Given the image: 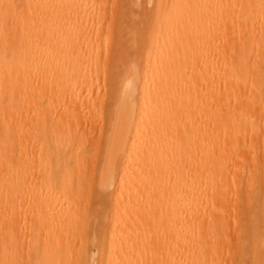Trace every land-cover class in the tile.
<instances>
[{
  "label": "bare ground",
  "instance_id": "obj_1",
  "mask_svg": "<svg viewBox=\"0 0 264 264\" xmlns=\"http://www.w3.org/2000/svg\"><path fill=\"white\" fill-rule=\"evenodd\" d=\"M123 1L121 0L120 4L119 0L117 9L125 6ZM152 2L154 3L151 4L154 5L153 8L151 6L152 11L148 18H145L147 21L145 30L141 23L142 14L137 12L144 32L138 24L135 25L137 22L133 24L138 27L137 30H141L138 34L143 32L144 37L139 38L137 35L134 38L135 35L130 33L132 39L128 41V36L126 37L120 30L122 36L126 37L124 39L128 41L125 42L123 39L122 46L129 42L136 43V40L138 43L139 39L142 43L143 39V46L138 47L141 51L134 46L138 51L133 50V53H130L128 51L133 48L129 47L130 44L126 45L129 50L124 47L126 52L122 47L112 51L114 48L111 50L107 46L112 44L106 43L108 34L111 36V33L115 30L114 34L117 30L111 19L121 8L116 10L117 14L111 10L115 14L110 13L113 15H110V18L107 11L95 12L94 0H0V264H88L89 253L87 254L85 246L79 244L80 240L75 236L76 231L80 230L81 223L77 229L74 226L83 221L81 219L79 221V218L83 217L81 216L83 213L80 215L83 209L80 208L79 212L78 208L77 213L74 211L77 210V205H80L78 200H74V194L76 198L85 201L90 199L88 195L91 192L87 194L88 190L85 191L84 187L80 194L75 189L74 194L70 195L71 183L68 180L70 177L68 179L67 177L72 172L69 163L77 157L76 153L74 154L75 150L74 152L71 150L73 141L78 143V137L84 135L80 131L77 133L78 129L75 127L79 124L74 123H79L77 120L84 117L87 109H95L99 103L103 106L106 99L109 103L106 109L108 122L105 129L108 127L109 132L107 129L105 131L109 134L107 137L106 134L102 136L108 138L110 142L108 140L104 142L107 146L111 145L109 146L114 155L119 154L122 162L117 166L113 163L114 158L108 161L114 156H111V149L108 154L103 142L106 148L104 150L107 151L103 152L105 156L100 166L103 170L100 168L101 173L99 171L98 174L106 176L104 172L111 170L113 175L114 168L115 170L119 166L124 168L128 164L133 165L135 169L129 165L128 169L131 167L133 176L131 172L124 173L123 181H118L121 185V195L123 192L127 195L121 197H126L123 208L128 212L132 207L130 213L133 215L128 212L127 219L118 210L119 206L116 209L120 215L115 218V213H111H114L112 216L115 218L112 217L114 221L111 220L114 222L111 223V234L108 235L107 241L105 233L102 234L100 242L101 248L106 249L105 259L102 256L104 263L101 264H158L161 257L163 259L161 264H223L226 253H229L230 259H233V255L237 258L243 251L247 253L246 249H242L241 253L236 250L240 249L238 246L242 243H246L244 238L241 244L239 243L241 238L239 244L234 239L237 246H232L235 243L228 245V241L233 240L230 237L232 235L228 234L224 223L217 218L218 207L215 201L229 200L231 183L234 185L236 200L242 202L240 208L244 210L243 201H247L248 211H244L249 212V208L253 206L250 211L256 213V216L252 212L248 213L255 218L251 227L246 220L248 223L246 232L253 234L250 236L252 247L250 262L264 264V250L262 253L260 251L264 249V144L261 145V151L258 149L260 145L258 142L261 140L259 136L264 134L263 122H260L264 118V0H155V2L152 0ZM135 3L132 1L134 6ZM140 8L138 6V9ZM120 12L123 14V11ZM133 15L134 12L131 19ZM115 23L117 24L116 21ZM122 26L126 30V27ZM136 28L133 30L137 31ZM133 30L128 29V32ZM103 46L105 48H102ZM101 48L104 51L102 58L94 54V51L97 52V49ZM98 73L103 74L105 88L104 92H101L104 97L100 101L99 97L96 100L90 99L88 86L89 78ZM69 109H72V112H69ZM95 111L92 112L93 116ZM97 113L96 119L100 120L103 113ZM81 124L82 122L79 126H82ZM26 126L25 136H29L32 149L35 148L38 153L36 158V153L33 154L31 150L33 155L28 156L30 161L25 157V153L21 152L26 151L22 149L25 145H21L25 141L21 136ZM101 131L99 129V132ZM15 132L21 137L17 138L19 142L22 141L19 146L22 147L20 152L27 159L23 160L26 165L20 162L23 155L20 156L21 159L18 157V163H15L17 157L15 155L14 159L13 147L19 149L18 146L17 148L14 146V143L18 142L14 137ZM73 134L75 138L72 137L74 139L71 140ZM63 139L69 142L70 153L65 151L67 144H63L65 146L63 152L59 149L62 144L58 148L59 142ZM164 140L170 141L171 148L168 149ZM100 143L102 146V138ZM162 143L166 146L164 148L166 152L163 151ZM101 146L100 149L103 148ZM158 146L162 148L160 151L162 153L158 154L156 149ZM62 148L64 147H61V150ZM256 150L261 153L256 154ZM71 153L76 157L70 160ZM106 154L109 155L108 159ZM27 155L29 153H26ZM80 155L78 159L81 160V157L84 159L85 156ZM90 157L94 158V153L91 152ZM146 159L151 162L148 165L152 164L155 172L162 169L164 172L162 176H159L160 173L151 176V170H148V173H151L150 180L145 175H139L138 166L135 165H139V161L141 165L144 164ZM88 160L93 166L94 161ZM104 160L107 161L106 170L103 166ZM74 161L77 162V166L72 168L73 173H79L80 170H76V167L80 168L79 161L77 159ZM84 162L89 166L87 159L81 164ZM144 165L148 168L146 164ZM166 165L172 167V171H169L173 173L170 174L172 178L168 176V180L166 176L163 178L166 172L164 170L169 172ZM83 167H86L85 164ZM28 170L31 171L29 174ZM85 170L89 171L87 175L91 176L93 170L91 172L89 168ZM96 170L98 171L97 168ZM167 172L166 175H169ZM81 173L83 174L82 168ZM27 174L30 176L29 180ZM76 176L77 174L70 179L75 182L74 185ZM78 176L81 181L88 178L84 175V179H81V174ZM105 176L98 177L99 186L102 183L101 179L105 180ZM39 177L41 182L38 183ZM78 182L79 180L77 188L80 190L82 185L80 187L79 184L82 183ZM93 183L89 185L91 190L94 187ZM103 183L106 185V180ZM39 184H43L46 191L44 188L40 190L44 186L41 185L39 188ZM244 186L245 196L241 194ZM22 187L27 190V196L30 194L27 202L31 203L32 215H25L27 218L31 217L30 223L27 222L29 227L27 224L19 223L20 220L25 222L29 219L25 217H23L25 220L22 219L20 211L16 212L18 207H15L17 198H20L21 206L23 205L21 199L25 197L22 196L25 191ZM260 188H263L262 194ZM68 192L72 200L70 203L64 202L67 207L72 201L76 202L72 203L76 207L72 210V206L71 212L70 208H64V204L59 202L66 196L67 200L70 199ZM83 192L88 198L78 197ZM139 194L148 195L147 201L154 206L149 207L156 209L155 211L153 208L149 209L152 210L154 217L157 213L164 215L165 220L162 223L159 219L157 221V217L155 222L156 225L160 222L159 224L166 228L163 226L160 228L158 224L160 227L155 230V222H152L153 228H145L146 224L152 223L145 224L144 220L142 221L145 224L144 228H139L140 222L134 226L129 221L132 216L134 223L136 222L137 216H134V211L140 215ZM93 198L91 197V203ZM116 198L119 201L118 195ZM82 201L81 204L84 202ZM113 201L115 202V196ZM205 205H208L207 214L203 209ZM27 206L29 207L28 204ZM84 206L86 205L81 207ZM147 206L142 208H148ZM93 207L94 205L90 210ZM243 210L240 213L243 214ZM142 212L144 211H141V214ZM78 213L80 216L77 218ZM138 217L142 218L143 215ZM75 219L77 222L74 223ZM240 228L244 229L245 226ZM242 231L244 232V230L237 232L236 229L234 233L241 237ZM79 234L77 233V236ZM227 234L230 239L227 238ZM79 237L81 239L82 235ZM93 240H89L90 243ZM75 241L79 242L77 243L79 245H76ZM231 246L238 252L236 255L230 254L235 253ZM245 252L246 257L243 256L246 259L243 260L247 261L250 257L248 258ZM225 261L228 262L227 259ZM232 263L233 260L230 264Z\"/></svg>",
  "mask_w": 264,
  "mask_h": 264
},
{
  "label": "rangeland",
  "instance_id": "obj_2",
  "mask_svg": "<svg viewBox=\"0 0 264 264\" xmlns=\"http://www.w3.org/2000/svg\"><path fill=\"white\" fill-rule=\"evenodd\" d=\"M123 1V0H122ZM128 1V2H127ZM124 0L122 3H124L125 4V6H123L122 8L121 7H118V9L119 8H121L120 10H118L117 9V6L116 5H118L119 6V0H94V2H95V4H96V9H95V12L96 13H98L99 11H107V16H110L111 14H113L112 13V11L111 10H114V12L117 14V12H116V10H118L119 12H118V14L115 16V17H113V18H117L118 19V17L122 14V12H120V11H123V14L120 16V17H122V18H120L119 17V19L122 21H119V19H118V21H117V19H111V21H114V25H116L117 27H115L111 22H110V24H112L114 27H115V29H117L116 30V32L113 34V32L115 31L114 29H113V26H112V29L114 30L112 33H111V29H109V32L112 34L111 36L108 34V37H107V39H106V43L108 44V43H110V44H112V45H107V46H109L110 48H111V50H112V48H114L112 51H116L117 50V48L118 47H122V48H126V49H130L129 47H133L132 48V50L130 51H128V52H130V53H133L132 51L133 50H135V52H137L139 49H138V47L139 48H141L142 46H143V39H141V42L142 43H140V39H139V42L138 43H140L139 45H138V43H137V41L138 40H136V43L134 42H129V44H130V46H129V44L128 43H125V45L124 46H122L123 44H124V41L126 40V39H124V38H126L127 36V40L129 41V39H130V41H131V39L132 38H130V36L131 35H129L130 33H133L134 35V38L137 36V35H139L138 33L139 32H141V30L139 31V30H137V28H136V26H140L141 27V24H140V15L142 16V20H141V23H143L142 25H143V28H144V30L146 29L145 27H147V21H146V19L148 18V16H149V14L151 13V11H152V8H153V6L151 5V4H154L153 2H152V0H150V2L148 1V0ZM132 1L134 2H136L135 3V6L132 4ZM138 1H139V4H140V1H141V4L139 5V4H137L138 3ZM145 1V2H144ZM147 2H149V4H147ZM154 2H155V0H154ZM118 3V4H117ZM128 3H129V5H128ZM120 4H121V0H120ZM142 5V6H141ZM150 5V6H149ZM116 6V7H115ZM121 6V5H120ZM138 6H139V8L140 9H138ZM144 6H145V10H144ZM149 6V7H148ZM151 6H152V8H151ZM115 7V8H114ZM132 10H131V9ZM150 8V9H149ZM149 10V12H148V10ZM134 12V14L136 15V17H135V15H133L132 16V18L133 19H131V14H133V12ZM146 12L145 13V15L143 16V12ZM140 14H138V13ZM109 13V14H108ZM111 13V14H110ZM114 13V14H115ZM137 13V14H136ZM113 14V15H114ZM125 14H127L126 16H125ZM113 15H111V16H113ZM139 17H138V16ZM111 16H110V18H111ZM123 16H124V18H123ZM129 18H128V17ZM138 18V19H137ZM146 18V19H145ZM143 19H145V21H143ZM115 21L117 22V24L115 23ZM125 21H126V23H125ZM132 21V22H131ZM121 22V23H120ZM125 23V24H122V23ZM135 22H137V23H135ZM121 24V26L122 25H124V27H126V30L123 28V26L122 27H118V25L119 24ZM135 23V25H133ZM138 24V25H137ZM146 24V25H145ZM129 25V26H128ZM128 26V27H127ZM131 27H132V29H131ZM109 28H111V26L109 27ZM120 28H123V29H120ZM136 28V30L138 31H135V30H133V29H135ZM143 28L141 27V29H142V31H143ZM128 29H129V31H131V30H133L134 32H137V34H135L133 31L132 32H128ZM140 29V28H139ZM118 30H119V32H118ZM120 30H121V32L123 33V34H125L126 35V37H124V36H122V33H120ZM125 30V31H124ZM126 32H128V34H126ZM144 32V31H143ZM140 33V35L138 36L139 38H142V36L144 37V35H142V34H144V33ZM120 33V34H119ZM114 35H116L115 37H114V39H113V36ZM104 37L106 36V35H103ZM119 36V37H118ZM132 36V37H133ZM120 37L122 38V39H120ZM137 37V38H138ZM110 38L112 39V40H110ZM136 38V39H137ZM123 39H124V41H123ZM125 41V42H128V41ZM110 41V42H109ZM114 41V42H113ZM104 42V41H103ZM112 42V43H111ZM102 45H103V43H102ZM120 45V46H119ZM126 45H128V46H126ZM112 46V47H111ZM134 46H136V49H138V50H136L135 49V47ZM102 48H105L104 46L102 47ZM97 49V52L96 51H94V54H95V56H97V55H99V56H101V58H102V56L104 55V51H103V49ZM125 48L123 49L124 51H126L127 52V50H125ZM141 50H139V52H140ZM89 89H90V96H91V100H96L97 99V97H99V101L100 100H102V98L104 97V95L101 93L102 91L104 92V90H105V88H104V86H103V74L102 73H98V74H94V75H92L90 78H89ZM103 86V87H102ZM108 100L106 99V103L102 106V105H99V104H97V106L99 107V108H97V106H95L96 108H97V110H99V111H97L96 110V108L95 109H87L86 111H85V115H84V117H80L79 118V120H77V122L79 121V123H74V124H79L80 125V123L82 122V126H79L80 128H78V126L77 127H75L76 129H78V132L77 133H79V131L80 132H82V134H84V135H82V137L80 136V137H78V140H77V142L79 143H75L74 141H73V145L70 147V144H68L69 142H66V139H63V140H61L60 142H59V146H58V148L61 146V144H62V146L61 147H64V148H62L63 150H61V147L59 148L60 149V151H64V149H65V146H63V144H67L66 146V149L67 150H65V151H67L66 153H70L69 151H70V148H71V150H72V152H74V150H75V152H74V154L76 153V155H77V157H76V155H74L73 153H71V156H72V158L70 157V160L71 159H73L74 158V156L76 157V158H74L75 160L77 159V161H79L78 162V165H80V168L79 167H76V170L77 171H79V173H77V172H75V170H74V172L77 174V176L74 178V179H76V184L74 185V183H73V181H71L70 179H71V177H73L74 175H76L75 173H73V169L72 168H75V165L77 166V162L76 161H74V159L73 160H71L70 161V163H69V166L70 167H72L71 168V171L72 172H70L68 175V177H67V179L70 181V183H71V194L70 195H73L74 194V191H75V189L78 191L77 193H81L82 191V189H84V187H85V191H87L88 190V192H86L87 194H89V192H91L90 193V195H88L89 197H90V199L88 198V196L86 195V193H84L83 192V194H81V195H77L78 197H84V198H88V200L87 199H85V201L81 198H76V195L74 194V197L76 198H74V200H78L79 201V203H80V205L78 204H76L77 205V210H74L75 212L77 211L78 212V208L80 209V208H82L83 210V212H81V209H80V211L79 212H81L80 213V215L81 216H83L82 218L80 217L79 218V221H80V219L81 220H83L82 222L80 221L79 222V225L78 224H76L74 227L77 229V228H79V226H80V223H81V227L79 228L80 230H77L76 232L79 234V231L81 232L78 236H77V233H76V239H78L79 238V240H77V241H79V242H77V241H75L76 242V245H79V244H81V245H83V246H85V248H86V251H87V254H88V258H87V261H88V264H89V262H91L90 264H92L93 262V264H96V262L98 263V264H101V263H104V259H105V255H104V253L106 254V249H102L101 248V238H102V234H104L105 233V239H106V241L109 239V236H110V234H111V229H112V227H111V223H114V222H111V220L112 221H114L113 219H115L116 218V216L117 215H120V212L119 211H121L122 212V214H123V216H125L127 219H128V212L130 213H132V211H131V206H129V208H130V210H129V208H128V212L127 211H125L124 210V204H125V202H124V200L126 199V197H127V195H126V193L125 192H123L122 193V195H121V190H120V182H118V181H123V178H124V173H126V174H128V172H131L130 174H131V176H133V173H132V169H131V167H129V169H128V166L130 165V166H132L133 167V170L135 169L134 168V166L133 165H131V164H128L127 166H125L124 168H123V166L122 167H116L117 169L115 170V168L113 169V175H112V173L110 172L111 170H109V172H106L107 170L105 169V168H107L106 167V164H107V161L106 160H104V165L103 166H105L104 167V169L106 170H104L105 172V174H106V176H105V180H106V185H105V183H103L105 180H103L102 181V179H101V186H102V184H104L103 186H102V188H101V186H99L100 184H98V183H100V182H98V177H100V176H102V178L104 177L103 175H101V174H98L99 173V171L102 169L103 170V168L102 167H100V166H102V162H103V157L105 156V153H106V151L108 152V154L111 152V156H114V157H111V159L109 158V155L108 154H106V155H108L106 158L108 159L109 158V160L108 161H112V159L114 158V160H113V163H115L117 166H118V164H120L121 162H122V158L120 157V155L119 154H117V155H114V151L110 148V146H109V149H108V146H107V143H105L104 141L105 140H108V138H106L105 139V137H107V135L109 134V133H107L105 130L108 128L107 126V128L105 129V124L107 125V122H108V117H107V103H109V102H107ZM101 106V107H100ZM102 107H104V109L102 108ZM101 108H102V110H101ZM91 110H96L95 112V115L97 116V112H99V114H101V113H103V114H101L100 116V120H97L98 119V116L97 117H95V115L93 116V114H92V112L94 113V111H92L91 112ZM101 111V112H100ZM69 112H72V109H69ZM90 112V113H89ZM91 114V115H90ZM95 117V120H93V117ZM102 116H103V118H102ZM105 117V118H104ZM97 118V119H96ZM257 119H258V117H256ZM28 120V119H27ZM99 121V123L97 122V121ZM81 121V122H80ZM261 123L263 122L264 123V118H262L261 119V121H260ZM104 123V124H103ZM262 123V128L264 127V124ZM15 124H16V122H15ZM92 124V125H91ZM90 125H91V127H90ZM102 125V126H101ZM75 126V125H74ZM104 126V127H103ZM16 128H17V125L15 126ZM104 129H103V128ZM15 128V129H16ZM261 128V129H262ZM86 129H87V131H86ZM99 129L100 130H102L101 132H99ZM17 130V129H16ZM25 130H27V126H26V128L24 129V134L21 136V137H23L22 138V140L24 141V139H25V141H27L26 142V144H25V141H24V143H22V141H20L19 142V139H21V137H19V133L17 132H15V135H17V136H15L14 135V137L15 138H17V137H19V139H18V142L16 141L15 142V140H14V146L17 148V146L19 147V149L17 150V149H15L14 147H13V149L16 151H14L13 152V155H14V159L16 160V162L15 163H18L17 162V159H18V157H20L21 155H23V158L21 159V157L19 158V159H21L22 161H20L22 164L24 163L23 162V160H25L28 156L29 157H31L33 154H34V152L36 153V155H35V157L37 158V155H38V153L36 152L37 150L35 149V148H33L32 149V141L30 142V138H29V136H25L26 134H27V131H25ZM108 130V129H107ZM262 131L264 132V128L262 129ZM104 132V133H103ZM108 132H109V130H108ZM91 133V134H90ZM81 134V133H80ZM102 134H106L105 135V137H103L102 136ZM263 134V133H262ZM86 136V137H85ZM72 137H74L75 138V136H74V134L73 135H71V140H73L74 138H72ZM14 138V139H15ZM81 138H83L82 139V141L83 142H81ZM101 138H102V146H103V148H102V146L100 145L101 143ZM264 134L263 135H260L259 136V139H261V140H259L260 142H258V144L260 143V145H259V150L261 151V148H262V144H264ZM263 141V142H262ZM105 143V145H104V143ZM108 142H110L109 140H108ZM163 142H166V145H168V149L169 148H171L170 147V145H171V143L169 144V142H167V140H164ZM262 142V143H261ZM17 143V144H16ZM83 143V144H82ZM19 144H21V145H25V146H22V147H20L19 146ZM30 144V145H29ZM75 144H77L78 145V147L81 145L82 146V148H81V146L79 147V148H81L83 151H81V149H79ZM98 144H99V146H98ZM163 144V146H162V148H163V151L164 152H166V149L164 150V148H166V146H165V144L164 143H162ZM85 147H84V146ZM262 145V146H261ZM70 148H69V147ZM74 146H76L77 148L76 149H74ZM100 146H101V148L102 149H100ZM104 146L107 148V150L105 151L104 149H106V148H104ZM160 146V145H159ZM158 146V147H159ZM257 146V145H256ZM24 147H25V149H24ZM27 147H28V149H29V151H27ZM54 146L52 145V148H53ZM89 147V148H88ZM99 147V148H98ZM156 148L157 149V151H158V154H159V152L160 151H162V148ZM258 147V146H257ZM20 148H22L23 150H26V151H21V152H23V153H25V157H24V154L23 153H21L20 152ZM68 148H69V150H68ZM84 148V149H83ZM97 148H98V151H97ZM78 149H79V151H78ZM110 149H111V151H110ZM159 149V150H158ZM31 150H32V152H33V154L31 153ZM102 150V151H101ZM255 150V149H254ZM259 150H256V154H257V152L260 154L261 152L259 151ZM18 151V152H17ZM81 151V152H80ZM97 153H96V152ZM105 151V153H104V155H103V152ZM110 151V152H109ZM78 152V153H77ZM83 152V153H82ZM89 152H90V154H89ZM91 152L92 153H94V158H91L90 156H91ZM163 152V153H164ZM15 153V154H14ZM17 153V154H16ZM26 153L28 154L29 153V155H27L26 156ZM86 153H88V155H89V157H88V155L86 154ZM157 153V152H156ZM160 153H162V152H160ZM32 154V155H31ZM80 156H83L84 154H86V155H84L85 157H84V159L86 160L87 159V164L90 162L88 159H90L91 160V162H93L94 161V165L92 166V163L90 164L89 163V166L88 165H86V162H84V163H82L81 164V162L82 161H84V159H82L83 157H81L80 159L81 160H79L78 159V157H79V155ZM96 154V155H95ZM15 155H16V157H15ZM93 155V154H92ZM103 155V156H102ZM29 157H28V160H29ZM34 157V156H33ZM34 157V158H35ZM102 157V158H101ZM33 158V159H34ZM94 159V160H93ZM105 159V158H104ZM37 160V159H36ZM101 160H102V162H101ZM139 160H141L142 161V159H139ZM147 160V159H146ZM146 160H145V162H144V164H146V166L148 167V168H146L145 167V165L144 164H142L141 165V161H139V165L137 164V165H135V166H138V170L137 171H139V175L141 174V176L143 175H145L147 178H149L148 180H150V174H151V176L152 175H155L154 173H157L158 175H159V173H160V175L159 176H162V173H164V172H162V169H159V172H155L154 171V169H153V167H151L152 166V164H151V166L150 165H148V163H151L149 160H147V162H146ZM26 161H27V159H26ZM30 161V160H29ZM81 161V162H80ZM19 162V164L21 165V163ZM120 162V163H119ZM14 163V164H15ZM27 163V162H26ZM36 163H37V161H36ZM76 163V164H75ZM102 163V164H101ZM109 163V162H108ZM25 164V163H24ZM84 164H85V166L87 167H83L84 166ZM100 164V165H99ZM110 164H111V162H110ZM17 165V164H16ZM26 165V164H25ZM81 165H82V167H81ZM110 166V165H109ZM167 167L169 166V165H166ZM166 166L163 168V169H165L166 168ZM171 166V165H170ZM17 167V166H16ZM33 167V166H32ZM92 167V168H91ZM81 168L83 169V174L81 173ZM89 168V170H90V168L93 170H90V174H91V176H88L87 175V172H88V174H89V171H86L85 169H88ZM98 169V171H97V174H96V171H95V169ZM101 168V169H100ZM121 168H123V169H121ZM149 168H151V169H149ZM169 168V167H168ZM39 169V168H38ZM152 169H153V172H152ZM172 169V167L171 168H169L168 169V171L169 170H171ZM232 169V168H231ZM231 169H229V170H231ZM36 170H37V166H36ZM131 170V171H130ZM148 170L151 172H149L148 173ZM118 171V172H117ZM121 171V172H120ZM164 171H166L167 172V170L165 169ZM172 171V170H171ZM29 172H31L30 170H28V174H29ZM84 172H85V174H84ZM166 172H165V175H163V178L166 176L167 177V180H168V176H170V171L169 172H167L169 175H166ZM36 173V172H35ZM72 173V174H71ZM100 173H101V171H100ZM102 173H103V171H102ZM118 173V174H117ZM134 173H136L135 171H134ZM27 174V177H29L28 178V180L30 179V176ZM38 174V170H37V173H36V175ZM74 174V175H73ZM79 174H81L82 175V177H81V179H84V175H85V178L86 177H90V179H86V180H90V184L85 180H80V178H77V177H79L78 175ZM92 174H94V175H92ZM119 174H120V176H119ZM123 174V175H122ZM156 174V175H157ZM173 174V173H172ZM171 174V175H172ZM71 175V176H70ZM97 176V178H96V176ZM108 175V176H107ZM122 175V176H121ZM94 177V178H93ZM106 177L108 178V179H106ZM36 178V177H35ZM101 178V177H100ZM115 178H116V180H115ZM120 178V179H119ZM153 178V177H152ZM169 178H172V176H170ZM40 179V177L38 178V180ZM97 179V180H96ZM110 179H113V180H110ZM159 179H161V178H159ZM67 180V181H68ZM77 180H79V182L80 183H82V184H79V182H78V184H79V186L81 187V185H82V188H80V190H78V188H77ZM92 180H94V181H96L95 182V184L96 185H94V181H92ZM108 180V181H107ZM111 182H110V181ZM99 181H100V179H99ZM29 182V181H28ZM39 182H41V179L38 181V183ZM86 182V183H85ZM98 182V183H97ZM67 183H69V182H67ZM73 183V184H72ZM91 183H93V185H94V187H93V189H94V192H93V189L91 190V188H90V186L89 185H91ZM117 183H119V184H117ZM29 184V183H28ZM83 184H85L86 186H83ZM38 185V184H37ZM44 186L43 184H39V188H40V186ZM92 185V186H93ZM117 185L119 186V187H117ZM23 186L24 187H26V185L25 184H23ZM73 186V187H72ZM91 186V187H92ZM24 187H22V189L24 188ZM86 187H88L91 191H89V189H87ZM100 187V188H99ZM110 187V188H109ZM262 187V186H261ZM45 189L44 191H46V187L44 186V187H42V188H40V190H42V189ZM25 189H27V187L25 188ZM25 189H23L25 192L23 193V195L22 196H25L23 199H21V202H23V209H22V206H21V204L22 203H20V198L17 200H15L16 202H17V204H15V207H18V211L16 210V208H15V210H16V212L18 213L19 211L21 212V209H22V212H23V214H22V212L20 213L19 212V214L22 216V219H24L23 217H25V219H29L28 221L27 220H25V222H23V220H22V222H20L19 221V223L21 224V225H24V224H27V222L28 223H30V218H27V216L30 214V216L32 215V212H30V208H31V203H28L27 201H29V197H30V194L28 193V196H27V194H26V192H27V190H25ZM73 189V190H72ZM261 190H260V192H261V194L263 193V188H260ZM99 190V191H98ZM106 190V191H105ZM84 191V190H83ZM116 191V192H115ZM92 192H93V195H94V198H93V195H92ZM101 192V193H100ZM76 193V192H75ZM97 193H98V195H97ZM115 193H116V195H115ZM229 193H230V195H229V200L228 201H222V200H217V201H215V203H216V206L218 207V214H217V218L218 219H220V222L222 221L223 223H224V227H225V229H228V234H230L231 233V235L232 236H230L233 240L234 239H236L237 241V243H238V241L240 240V238H241V240L239 241V243L241 244V241H242V239L245 241L246 240V243H242L240 246H238L240 249H236L237 251H240L239 253H241L242 252V249L243 250H245L246 249V251H247V253L245 252V251H243L241 254H238L237 255V258H235L234 257V255L233 254H235L236 255V253H238V252H236V250H234L235 248H233L232 246H237L238 244L237 243H235V240L233 241V240H231L230 239V237H228L229 235L227 234V238H229V239H226V240H229L228 242L230 243H228V245L230 246L232 243H235V245L234 244H232V248H233V251H235V253H230V254H232L233 256H232V258L233 259H230L231 257H229L230 255H229V253H226V254H224L225 256H224V258H225V260L227 259L228 260V262H226L225 260H223L224 262H223V264H230V262H232V260H233V263L234 264H239L240 262H241V264H245V262H246V264H251V262H250V260L252 261V256H251V251H252V247H251V238H250V236L251 235H253V234H251L250 235V233H248L249 234V238H248V234H247V227L248 226H250L251 227V225H253V222L255 221V218H254V215L256 214L254 211H250L251 209H252V207L253 206H249L250 208H249V212H247L248 211V209H246V207L248 206V204H247V201H243V204H244V210H247V211H244L243 209H241L240 208V205L242 204V202H240V201H237L236 200V196L234 195L235 194V190H234V185L232 186V183H231V185L229 186ZM125 194V195H124ZM241 194H243V196H245V194H246V186H244L243 188H242V190H241ZM67 195H69V192H68V194ZM69 195V196H70ZM83 195V196H82ZM101 196V198H100V196ZM110 195V196H109ZM115 196V202L113 201V199H114V196ZM118 195V199H119V201L117 200V198H116V196ZM144 196V198H143V196ZM139 194V203L138 204H140V207L142 206V207H145V206H147L148 208H142V210L141 211H144V212H142V214H141V211H140V207H139V213H140V215H143V217L142 218H140V217H138V216H140L139 214H135V211H134V216H137V220H136V222L134 223V220H133V218H132V216H131V219L129 220L131 223H133V225L135 226L136 224H138L137 222H140L139 223V228H141V227H143L145 224H146V222L148 223H154L156 220V217H157V221H158V219H159V221H161V223H162V221H164L165 219V217H164V215L162 216V215H160L159 213H157V214H154L155 215V217L152 215L153 213H152V210H154L155 208H153L154 206H153V204H149V202L147 201L148 199H146V197H148V195L146 196L145 194ZM95 196H97V197H95ZM112 196V197H111ZM123 196H126V197H124V198H121V197H123ZM26 197H28V200H26L25 201V198ZM91 197L93 198L92 199V203H91ZM109 197H111V198H109ZM61 199H62V196L60 197ZM65 197H63V199H64ZM70 198V199H69ZM68 199L69 200H67V196H66V198L61 202V200L59 201L60 203H62V204H64V205H66V206H64L63 205V207L65 208H70V212L74 209V207H76L75 205H73L72 203H76V202H71V204H69V206L67 207V204H65V203H67L66 201H69L68 203H70V201L72 200V196H70ZM95 198H97V199H95ZM149 198V197H148ZM23 200V201H22ZM30 200H31V198H30ZM84 202H83V201ZM90 200V201H89ZM123 200V201H122ZM140 200L142 201V202H140ZM19 201V202H18ZM24 201H25V203H26V205L24 204ZM81 201L83 202L82 204H81ZM87 201H89V202H87ZM101 203V204H99V202ZM110 201H111V203H110ZM31 202V201H30ZM65 202V203H64ZM144 202V204H142ZM258 202H260V201H258ZM97 203V204H96ZM147 203V204H146ZM241 203V204H240ZM246 203V204H245ZM262 203V202H261ZM27 204L29 205V207L27 206ZM102 204H104L105 205V207H104V205H102ZM164 204H166V200H164ZM237 204V205H236ZM256 204H258V203H256ZM260 204V203H259ZM17 205V206H16ZM60 205V204H59ZM70 205H71V207H70ZM82 205H86V206H84V207H81ZM90 205H94V207L93 208H91L92 210H90V207H92V206H90ZM98 205V206H97ZM145 205V206H144ZM153 206L152 208L151 207H149V206ZM72 206H73V208H72ZM80 206V207H79ZM89 206V207H88ZM119 206V207H118ZM208 205H205V207H203V209H205V214H207L208 213V208H206ZM238 206V207H237ZM243 206V205H242ZM25 207H27V208H25ZM62 207V206H61ZM108 207V208H107ZM120 208V209H118L119 211H117V209L116 208ZM256 206L254 205V208H255ZM258 207V206H257ZM71 208H72V210H71ZM86 208V209H85ZM101 208V210H99ZM238 208H240L239 210L240 211H238ZM253 208V209H254ZM25 209H26V211H25ZM76 209V208H75ZM88 209V210H87ZM147 211H146V210ZM149 209H152V210H150L151 211V213H150V211H149ZM257 209V208H256ZM256 209H254V210H256ZM69 209H67V211H68ZM87 210V211H86ZM156 210V209H155ZM154 210V211H155ZM242 210L245 212H243V214L242 213H240V212H242ZM28 211V212H27ZM32 211V210H31ZM85 211H86V213H85ZM101 211H102V214H100L101 213ZM116 211V212H115ZM157 211H158V209H157ZM163 211V210H162ZM24 212H26V214H24ZM76 212V213H77ZM98 212H99V214H98ZM105 212H106V216H105ZM112 212H114L113 214H114V216H115V218L112 216L113 214H111ZM119 212V213H118ZM126 214V215H124V213ZM146 212V213H145ZM149 212V213H148ZM159 212H161L160 210H159ZM252 212V214L254 213V215H253V217H252V215L250 214V215H248V213H251ZM109 213V214H108ZM118 213V214H117ZM130 213V214H131ZM145 213V214H144ZM161 214H163L162 212H161ZM25 215H27V216H25ZM79 215V213L77 214V218L80 216ZM99 215H101V217H102V215H103V217L101 218H99L98 216ZM131 215H133V214H131ZM149 216V219H148V216ZM21 216L19 217V219H21ZM147 216V219L145 220V217ZM158 216H160L161 217V219H160V217H158ZM256 216V215H255ZM95 217V218H94ZM106 217V218H105ZM112 217H113V219H112ZM153 217H154V220H153ZM99 218V219H98ZM119 218V217H118ZM101 219V220H100ZM78 220V219H77ZM96 220V221H95ZM99 220V221H98ZM108 220V221H107ZM110 220V221H109ZM133 222H132V221ZM138 220H140V221H138ZM144 220V222H145V224L144 223H142V221ZM248 221V223H249V225H248V223H247V221ZM75 221H76V219L74 220V223H75ZM95 221V222H94ZM244 221H246V223L244 222ZM77 222V221H76ZM263 222V221H262ZM22 223H24V224H22ZM74 223H73V225H74ZM98 223H99V225H98ZM101 223H102V226H101ZM130 223V224H131ZM146 224V226H144L145 228H153V225L155 224L156 225V222L154 223V224ZM160 222H157V225H156V229L155 230H157V227L160 225L159 224ZM165 223V222H164ZM245 223V225H243ZM264 223V222H263ZM94 224V225H93ZM143 224V225H142ZM159 224V225H158ZM248 226H247V225ZM28 225V224H27ZM89 225V226H88ZM95 225H97L98 227L96 228V226ZM113 225V224H112ZM152 225V226H151ZM166 225V224H165ZM92 226H93V229H92ZM100 226V227H99ZM149 226H151V227H149ZM161 226V227H160ZM159 227L160 228H162V224L160 225ZM241 226H245V228L243 229H241L240 227ZM28 227H29V225H28ZM91 227V228H90ZM102 227H104V229H101ZM143 227V228H144ZM158 227V228H159ZM238 227V228H237ZM70 228H72V226L70 227ZM90 228V229H89ZM154 228H155V226H154ZM163 228H166V226H163ZM98 231H97V230ZM237 229V232L240 230H244V232L243 233H241L242 234V236L240 237L239 236V234L237 233V235H238V237H239V239H237V235L234 233L235 232V230ZM249 229V228H248ZM90 230H91V234H90ZM154 230V229H153ZM251 230V229H250ZM158 231H160V229H158ZM247 231V232H246ZM89 233V234H88ZM98 233V234H97ZM232 233H234V234H232ZM251 233H252V231H251ZM107 234V235H106ZM240 234V235H241ZM80 235H82V237H81V239H80ZM85 235V236H84ZM97 235V236H96ZM109 235V236H108ZM92 236H93V239H92ZM233 236H234V238H233ZM236 236V237H235ZM86 237V238H85ZM88 237H91V238H88ZM97 237H98V239H97ZM75 239V240H76ZM248 239H249V242L250 243H248ZM89 240H93V242L92 243H90V241ZM77 243H79V244H77ZM99 243V244H98ZM249 244H250V250L248 249V247H249ZM87 245H88V247H87ZM93 245V246H92ZM96 245V246H95ZM97 245H99V247H97ZM246 245V246H245ZM95 246V247H94ZM97 247V248H96ZM237 247V248H238ZM99 248V249H98ZM104 250H105V252H104ZM223 250H226L225 248H223ZM229 250H231V249H228V251ZM264 249H261L260 251H261V253H262V251H263ZM91 251H93L94 253H92ZM102 252H103V255H102ZM231 252V251H230ZM244 252H245V254H248V260L246 261V260H243V259H246V258H244ZM250 253V255H249V253ZM264 252V251H263ZM91 253V254H90ZM150 252H148L147 254H149ZM94 254V255H93ZM98 254V255H97ZM97 255V256H96ZM150 255V254H149ZM244 255V256H243ZM95 256V257H94ZM102 256H103V258H102ZM241 256H243V257H241ZM228 257V258H227ZM238 257H240L239 258V260H241L239 263H238ZM246 257V256H245ZM163 258H165V257H163ZM242 258V259H241ZM230 259V260H229ZM92 260V261H91ZM161 260H163L162 259V257L161 258H159V262H158V264H161L162 263V261ZM100 261V262H99ZM103 261V262H102ZM230 261V262H229ZM236 261V262H235ZM161 262V263H160ZM164 262H166V259H164ZM232 263V264H233Z\"/></svg>",
  "mask_w": 264,
  "mask_h": 264
}]
</instances>
